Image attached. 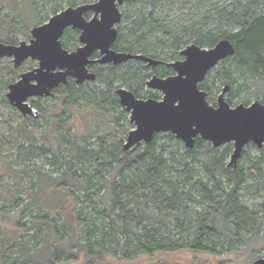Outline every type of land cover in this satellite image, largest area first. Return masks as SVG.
Returning a JSON list of instances; mask_svg holds the SVG:
<instances>
[{
    "label": "trees",
    "instance_id": "16d2710c",
    "mask_svg": "<svg viewBox=\"0 0 264 264\" xmlns=\"http://www.w3.org/2000/svg\"><path fill=\"white\" fill-rule=\"evenodd\" d=\"M196 1H203L205 8L197 10L188 24L175 30L157 14V8L162 7L164 0H131V5H141L143 9L130 17L120 46L157 56L161 53L158 48L165 47V37H171L179 48L190 40L203 47H211L219 40L229 38L235 46V53L215 69V79L219 78L218 81L225 86L230 85V104L243 86L264 98V0ZM145 5L150 8L149 12L144 9ZM225 25L235 26V30L231 31ZM150 36L156 42L153 48L147 43ZM133 63L136 62L123 64L130 68L118 78L126 85L136 82ZM169 69L166 66L155 67L156 72L162 75H167ZM97 72L98 79L112 89L116 88L112 74ZM215 79H205L200 87L212 94L219 87ZM241 79L246 83L241 84ZM63 87L67 89L64 98L69 104L88 96L97 109L105 104L112 108L120 106L119 100L112 96V90L83 91L70 83ZM133 90L139 96L137 90ZM101 95L104 104L100 103ZM149 97L158 98L155 94ZM33 105L42 110L39 102ZM100 113L104 119L106 114ZM32 124L36 126L35 122ZM70 124H67L65 115H57L55 122L50 123L64 135L60 145L71 143L65 154L59 145L49 141L41 127L33 130L34 133L26 126L19 127L26 143L15 146L17 153L12 162L25 164L34 156L43 155L61 174L55 176L38 170L28 184L19 172L14 175L18 189L14 193L9 189L0 192V213L21 212L15 224L19 232L15 239L10 242L3 240L0 231V264H59L60 260L67 262L81 258L92 264L94 261L104 262L108 254L128 260L133 256H148L156 258L152 264H159L160 260L163 261L158 257L159 253L183 250L196 254L216 253V245L223 243L246 242L249 252H252L257 240L264 237V214L243 199L244 192H252L253 188L257 190L256 185L264 184V145L257 156L249 157L246 164H240L238 159L235 166H230L226 160L232 154V143L215 147L197 137L193 148L186 147L182 154L179 153L181 149L172 150L169 153L171 160H168L164 156L168 152L167 146L157 144L159 133L150 142H143L144 146L139 151L122 149L121 143L116 146L108 144L103 137L99 138V145L95 148L82 144L78 137L71 140ZM168 135L173 137L170 132ZM251 143L247 145L252 146ZM240 157H246L245 150ZM92 162L96 166L90 164ZM173 162H178L182 168ZM80 170L92 172L87 174ZM109 171H114V174L107 179ZM44 176L52 181L47 183L46 190L50 191L49 194L52 192L51 197L54 191L57 192L56 197L60 200L56 206L52 204L46 208L47 211L56 210L51 215L42 207L39 209L41 205L37 202V183ZM102 187L104 212H100L96 204L100 202H95L88 192ZM195 192L198 199L193 195ZM22 199H25L24 203H21ZM84 201H89L83 205L85 208L81 206ZM130 202L136 204L137 211L127 207ZM196 203L202 204L204 211L198 210ZM6 208H11V211H6ZM26 212L32 221L29 228L23 222Z\"/></svg>",
    "mask_w": 264,
    "mask_h": 264
},
{
    "label": "rangeland",
    "instance_id": "374dc122",
    "mask_svg": "<svg viewBox=\"0 0 264 264\" xmlns=\"http://www.w3.org/2000/svg\"><path fill=\"white\" fill-rule=\"evenodd\" d=\"M95 1L97 0H0V41L5 43L14 42L13 44H18L20 41L29 42L32 37V28L48 21V19L52 15L56 14V11L59 12L67 8L68 6H77L86 2L92 3ZM131 4L132 3L130 0H126L122 7V11L124 13V18L120 24V27L123 29L122 38H125L124 32L127 31V26L128 24H130V17L136 16V14L143 9L141 5L134 7ZM16 5H18L19 7L17 8ZM145 6L146 7H144V9L149 12L150 8L148 7V5ZM203 8H205V5H203V1L198 2L196 0H164V4L162 5V7L157 8V14H159L163 19L166 20L165 24L169 28L180 30L181 25L188 24L191 18L195 16L197 10L200 11ZM231 26L232 25H225L224 27L231 31L235 30V26ZM154 34L152 35L153 37ZM156 34L157 36H160V33L156 32ZM152 36H150V39L147 43H149L153 48L155 47L156 42L155 40H153ZM123 41L124 40H122V42ZM163 43L165 47L162 49L158 48L161 53H159L156 57L163 58L164 60L170 62L183 59L180 51L189 44L194 43V40H190L188 43L183 44L180 48L173 44V39L171 37L163 38ZM63 44L70 50L77 48L79 42L76 33L71 32L68 38L64 40ZM146 53L149 54L148 52ZM133 64H135L134 70L136 71V82L130 83L131 85H126L118 79L121 78V76L125 72H127V69L130 68L129 65H97L96 70L102 71V74L104 75L105 73L112 74V77L114 78V86H116V88L127 87L136 89L141 98H147L150 94H155L158 96V98H162L163 93L161 91L151 88L147 84V82L152 78L154 74L159 75V72H156L155 67L148 66L146 63L140 62H136ZM220 64L221 62L209 71L206 79L209 78L210 81H213L216 78L217 75H215V72L217 71L215 69L220 66ZM37 66L38 60L34 59H28L22 65L16 67L14 65L12 57L0 58V192L9 189L12 191V193H14V190L18 189V187L15 185L14 175L19 172V176H22V180L24 182H28V184L32 182V176L37 175L38 170L42 172H49L50 174L55 176L61 174V172L57 171L55 166L50 163V161L47 159V156L43 155L34 156L25 164L19 165L12 162L13 159L16 158L17 153L15 146L26 143V139H24V136L22 135V132H20L19 127L22 128L23 126H26L27 129L32 130L33 133V130H35L37 127H41L46 132L45 135L46 137H48L49 141H53L56 146L59 145V149H61L64 154L66 152V148H68L71 143H68V145L65 143L63 145H60V141L64 135L59 134L54 128V125L50 126L51 122H55V118H57V115H65L67 117V124H70L71 122V124L73 125L72 127L71 124L69 126L71 132L69 138L71 140L74 141L78 137L80 138L78 139L79 142L82 140V144H88L95 148H97L99 145V138L103 137L104 141H106L108 144L110 143L116 146L117 144L119 145V143H121V148L123 149L124 144L127 141L128 133L136 127V125L131 121L130 112L127 111L121 104L116 108H112L111 106L105 104L97 109L96 104H94L92 101H89V99L91 98L88 96H85L83 99L78 100V102L75 104H69L64 98V93L67 91V89L63 86L59 87L55 91L54 96L41 98L34 97L30 99L32 103H40V105L42 106V115L37 118L31 117L29 115H23L19 109H17L9 102L7 93L9 92L10 84L17 81L23 72L31 70ZM168 72L169 74L175 73L172 68L169 69ZM160 75L162 76V74ZM218 79L219 78L215 79V81L217 86L219 87L215 88L213 93L209 94L207 97L211 104L217 103L218 96L225 87V85L221 84ZM240 83L245 84L246 81L241 79ZM70 84L74 85V87L77 89L78 87H81L83 91L92 90L93 92H100L102 90H112L110 91L112 96L119 100V97L115 92L116 88L112 89L105 83V81H101L100 79L87 80L83 84H78L75 80H72ZM229 93L230 92L228 91V93L226 94L227 100L229 99ZM256 99L264 102V98L262 96H257L254 90H249L247 86H243L239 91L238 97L233 99L232 105H237L239 103L249 105ZM99 100L100 103L104 104L102 95L101 97H99ZM66 105L69 106V109L66 108ZM70 106H72V108H70ZM65 111L67 112L66 114L64 113ZM100 112L106 114L104 119L103 115ZM115 118H117V120ZM32 119H35V121H32ZM33 122L36 123V126H33ZM172 136L173 137L171 138L168 135V132H161L159 133L157 138L158 146H167L168 152H166L164 156L168 160H171L169 153L172 150L176 151L178 149H181L179 153L182 154V151L186 148L183 140L177 138L174 134H172ZM38 137L41 138V136ZM35 141L37 140L35 139ZM251 144L252 146L246 145V147L244 148V150L246 151V157L239 158L240 164H246L249 157H255L259 154L260 148L254 143ZM143 146L144 143H141L133 146L132 149H134L135 151H139L143 148ZM47 148H50V146ZM233 150L234 145L232 143V152ZM230 160L231 155L228 156L226 162L229 163ZM173 163L176 167L182 168V166L178 164V162ZM90 164L96 166L95 162H92ZM23 165H25V168H22ZM26 171L28 172V174ZM80 171L81 173L86 172L87 174L89 172H92L91 170ZM113 174L114 171H109L106 174V178H111V175ZM200 175L202 177H205V174L203 172H200ZM44 177L45 178H41L37 183L39 185L37 202L41 205L38 206L39 209L42 207V210L51 215L50 213H55L56 210L47 211L46 208L51 207L52 204L53 206H56L60 203V200L56 197L57 192L54 191L53 197H51L52 192L49 194L50 191L46 190L47 183H52V181L48 180V178L50 177ZM115 180H118V177H116ZM255 187L257 188V190L253 188L252 192H244L243 199L247 204L256 207V209L260 211L261 214H264V184H259ZM95 188L90 189L89 191L87 189L85 190L86 192H90V196L94 198L95 202H100V204H96H98L97 206H99V208L101 209L100 212H104L105 207L103 206V204H101V197H104L103 187L98 188V191H95ZM78 193L82 194L81 191H79ZM196 194V192L193 193L194 197L198 199L199 196ZM20 196L24 197V194H21ZM24 202L25 199H22L21 203ZM86 203H89V201H84L81 206L85 208V206L83 205H85ZM196 204V208L198 210L204 211L203 209L205 208L202 204ZM127 207L133 208L135 211H137L138 209L134 202L128 203ZM7 210L11 211V208H6V211ZM86 210L88 211L87 207ZM20 215L21 212L19 211L9 212L6 214L0 213V231L3 240L10 242L11 240L15 239L16 235L19 233L17 231V228H15V224L20 219ZM23 222L26 228L32 226V221L29 219V214L27 212L23 217ZM246 245V242H236L234 244L223 243L220 245H216V253L200 252L196 254L188 250L163 252L159 253L158 255V257L160 256L163 259V261L160 260L159 264H254L257 258L264 256V237L257 240L256 247L252 252H249L250 249L247 248ZM45 249L46 247L42 248L44 253ZM132 258H129L132 260L120 259L115 255L108 254L107 259L104 260V262L99 263L97 261H94L92 264H152L155 262L154 260H156V258H150L148 256H140L138 258L136 256H133ZM87 262L88 261H86L85 258H81L80 260H69L67 262L65 260H60L59 264H87Z\"/></svg>",
    "mask_w": 264,
    "mask_h": 264
},
{
    "label": "water",
    "instance_id": "95a60500",
    "mask_svg": "<svg viewBox=\"0 0 264 264\" xmlns=\"http://www.w3.org/2000/svg\"><path fill=\"white\" fill-rule=\"evenodd\" d=\"M89 9L95 16L88 21L84 13ZM121 16L115 0H98L92 4L69 6L52 15L48 21L32 28L29 42L0 41V58L12 57L16 67L28 59L38 60L37 67L23 72L10 84L9 102L23 115L37 117L39 110L30 99L52 96L60 85L68 84L69 78L76 79L79 84L96 80L97 75L89 70V64L96 61L118 64L129 59L143 60L150 66L161 63L142 53L111 48L118 36L115 24ZM68 27L82 30L83 46L75 50L64 47L61 38ZM96 49L103 55L99 60L91 58ZM234 53L235 46L229 38L208 48L197 43L188 45L181 51L184 59L168 63L175 74L166 77L155 74L147 82L151 88L163 93L161 99L139 98L129 88H117L121 105L130 112L131 121L136 125L129 132L124 149L150 142L158 133L171 132L189 148L195 146L197 137L215 147L232 142L234 150L228 164L235 166L247 144L252 142L261 148L264 145V102L256 99L249 105H232L226 98L231 87L226 85L213 105L207 99V91L200 88L208 72ZM177 97L184 101L180 113L176 112ZM254 264H264V256L257 258Z\"/></svg>",
    "mask_w": 264,
    "mask_h": 264
},
{
    "label": "flooded vegetation",
    "instance_id": "af4514ba",
    "mask_svg": "<svg viewBox=\"0 0 264 264\" xmlns=\"http://www.w3.org/2000/svg\"><path fill=\"white\" fill-rule=\"evenodd\" d=\"M98 1V0H97ZM125 1L126 0H122V2H120L119 0H115V3H116V5H117V7H118V9L120 10V12L122 13V16H121V20L119 21V22H117L116 24H115V28H117L118 29V36H117V38H116V40L112 43V45H111V48H113V49H115L116 51H121V52H131V53H142V54H145V55H147V56H150V57H152V58H154V59H158V60H160L161 61V63H159V64H157V65H154V66H152V67H157V66H166V67H169V68H172V70L173 71H175L174 69H173V67L172 66H170V65H168V63H171V62H175V61H166V60H164L163 58H158V57H156V56H151V55H149V54H147V53H143V52H136V51H130V50H128L127 48H125V47H122V46H120V42L122 41V34H123V29L120 27V24H121V22H122V20H123V18H124V13H123V11H122V7H123V4L125 3ZM131 1V0H130ZM96 2V1H95ZM95 2H92V3H95ZM92 3H83V4H92ZM81 5V4H80ZM69 7V6H68ZM95 16V12L92 10V9H89V10H87V11H85V13H84V17L89 21V20H91L93 17ZM98 17H100L99 15H98ZM71 32H74V33H76V35H77V37H78V42H79V45L77 46V48H79V47H81V46H83L84 45V43L83 42H81V39H80V36H81V33H82V30L80 29V28H73V27H68L66 30H65V32H64V34H63V36H62V38H61V40H62V43L64 42V40L66 39V38H68V36H69V34L71 33ZM64 45V44H63ZM65 47V46H64ZM67 48V47H66ZM77 48H75V49H77ZM75 49H73V50H75ZM70 50V49H69ZM180 54H181V51H180ZM103 55H101V53H100V49H96L95 51H94V53L92 54V56H91V58L92 59H95V60H99L101 57H102ZM181 56L183 57V59H184V56L181 54ZM228 58V57H227ZM179 60H182V59H179ZM225 60V59H224ZM141 62V63H146L147 65H148V63L147 62H145V61H143V60H139V59H129V60H127V61H123V62H121V63H118V64H115V63H113V62H110V63H100L99 61H96V62H94L93 64H89L88 65V68H89V70L90 71H92V72H95L96 73V75H97V78H96V80L98 79V72H97V70H96V66L97 65H105V66H107V65H111V66H120V65H123V64H126V63H129V62ZM177 61V60H176ZM223 61V60H222ZM221 61V62H222ZM148 66H150V65H148ZM175 73H176V71H175ZM174 73V74H175ZM209 73V72H208ZM160 74H162V73H159V75L158 74H156V75H158V76H160V77H166V76H169V75H173V74H169V72H168V74L167 75H160ZM155 75V74H154ZM207 76H208V74H207ZM207 76H206V78H207ZM205 78V79H206ZM204 79V80H205ZM72 80H75L76 81V79H74V78H69V82H68V84L69 83H71V81ZM87 81V80H86ZM86 81H84L83 83H85ZM204 82V81H203ZM68 84H63V85H60L59 87H61V86H68ZM79 84V83H78ZM201 84V83H200ZM58 87V88H59ZM57 88V89H58ZM119 88V87H118ZM127 88V87H126ZM201 88V87H200ZM57 89H55L54 90V94L52 95V96H54L55 95V91L57 90ZM117 89V88H116ZM116 89H115V92H116ZM130 90H132L134 93H135V95L137 96V94H136V92L133 90V89H131V88H129ZM202 89V88H201ZM204 90V89H203ZM206 91V90H205ZM208 93V92H207ZM228 93V92H227ZM209 95V94H208ZM48 97V96H47ZM137 97H139V98H141L140 96H137ZM41 98V97H40ZM147 98H149V97H147ZM153 98H156V99H161V98H157V97H153ZM208 99V98H207ZM33 101H35V100H33ZM209 101V100H208ZM120 102V101H119ZM121 104V103H120ZM213 105H216V104H213ZM36 107V106H35ZM38 110H39V114H40V112H41V109H39L38 108ZM39 116V115H38Z\"/></svg>",
    "mask_w": 264,
    "mask_h": 264
},
{
    "label": "snow or ice",
    "instance_id": "6c2138e0",
    "mask_svg": "<svg viewBox=\"0 0 264 264\" xmlns=\"http://www.w3.org/2000/svg\"><path fill=\"white\" fill-rule=\"evenodd\" d=\"M177 99H178L179 103H178V106H177V108H176V112L180 113V112L183 111V108H184V101H183V99L180 98V97H177Z\"/></svg>",
    "mask_w": 264,
    "mask_h": 264
},
{
    "label": "bare ground",
    "instance_id": "6f19581e",
    "mask_svg": "<svg viewBox=\"0 0 264 264\" xmlns=\"http://www.w3.org/2000/svg\"><path fill=\"white\" fill-rule=\"evenodd\" d=\"M191 44H192V43H191ZM189 45H190V44H189ZM198 45H199V44H198ZM200 46H201V45H200ZM186 47H187V46H186ZM186 47H185V48H186ZM185 48H184V49H185ZM207 48H208V47H207ZM182 50H183V49H182ZM182 50H181V51H182ZM6 57H7V56H6ZM2 58H3V57H2ZM14 65H15V64H14ZM20 76H21V75H20ZM128 134H129V133H128Z\"/></svg>",
    "mask_w": 264,
    "mask_h": 264
}]
</instances>
